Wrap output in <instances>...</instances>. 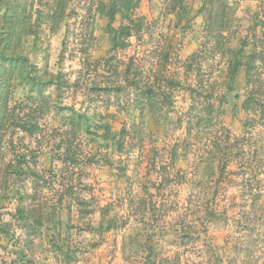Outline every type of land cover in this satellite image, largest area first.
Instances as JSON below:
<instances>
[{"label": "rangeland", "instance_id": "1", "mask_svg": "<svg viewBox=\"0 0 264 264\" xmlns=\"http://www.w3.org/2000/svg\"><path fill=\"white\" fill-rule=\"evenodd\" d=\"M9 1L13 0H0V25ZM54 1H28L33 15L32 37L17 52L29 56L44 81L62 73L69 87L59 96L54 87L44 86L41 95L30 100L37 96L36 92L31 93L26 83L17 82L11 105H17L18 112H27L41 100L49 104H43L45 114L37 115L38 134L9 130L0 152V176L16 166L14 161L21 156L27 162L22 165L21 184L11 182L13 186L7 192L0 186L2 221L17 223L13 215L17 212L18 192L34 198L26 208L38 204L44 208L45 217L53 212L55 221L60 220L56 232H52L53 227L46 230V224L43 227L40 242L47 241L50 255L38 258L35 247L34 264L48 260L68 264V251L74 256L69 264H113L108 258L112 252L122 251L125 241L132 238L136 243L141 236L147 253L142 264H188L181 257L195 255L189 245L200 252L193 264H237L241 255L250 256V250L241 246V232L251 235L255 225L264 223V112L244 110L242 72L235 83L241 93L237 106L227 102L220 107L226 67L218 42L223 41L224 47H237L239 39L247 35L251 18L257 11L264 14V8L259 9L264 4L260 0H229L233 7L230 28L217 41L204 29V17L198 11L203 0H139L136 14L144 19L145 32L141 37H132L125 50L114 52L106 33L105 12L111 0H67L65 15L70 16L60 27L58 20H45L52 15ZM66 23L69 26L65 28ZM121 23L118 16L114 25L118 28ZM257 33L264 39L260 26ZM200 78L217 84L213 102L219 110L209 122L195 125L189 135L195 118L205 115L200 105L193 107L192 96L186 90ZM126 79L139 84L141 90L135 97L130 89L120 91ZM168 80L179 81L181 87L167 89ZM109 86L112 90L102 89ZM148 89L157 95L153 110L129 114L143 102L142 94ZM133 98L134 105L130 103ZM227 99L231 101L230 96ZM61 108L88 112L94 129L102 123H109L113 133L126 129V150H106L102 144H93L94 136L76 134L65 123ZM190 118L193 125L188 122ZM173 122L182 131H171ZM237 139L242 142L236 144ZM59 145L60 152L69 147L81 159L65 180L59 176ZM198 145L204 146L202 155H198L202 151ZM215 145L223 147L222 152L217 154ZM134 151L139 153L135 163L131 156ZM210 163L214 164L212 176ZM31 170L44 179L35 182L34 177H29ZM53 181L56 184H51ZM71 186L75 196L85 200L84 206L71 203L73 198L66 195ZM61 194L64 198L59 208ZM144 199L157 206L156 213L149 210L144 215L137 202ZM13 201L14 210L4 212ZM109 221H116L117 226L105 232ZM214 221H221L222 227ZM59 239L65 241L62 253L54 247ZM210 242L215 243V249ZM216 249L224 255H217ZM147 259L150 261L145 262ZM117 264H123L122 256ZM239 264H248L247 258Z\"/></svg>", "mask_w": 264, "mask_h": 264}, {"label": "trees", "instance_id": "2", "mask_svg": "<svg viewBox=\"0 0 264 264\" xmlns=\"http://www.w3.org/2000/svg\"><path fill=\"white\" fill-rule=\"evenodd\" d=\"M28 1L29 0L9 1L7 3L9 8L4 14L0 25V152L3 150L4 143H6V132L9 130L21 131L30 136L38 134L40 131V125L37 121V115L45 114L43 113V104H49V102H42L41 100L40 102H37L35 105H33V107H29L27 112L23 109H21V113L18 112V106L15 105L16 107H14L11 105L14 103V101H12V97L15 94L14 91L16 90L17 82L26 83L31 88V93L36 92L37 96L31 97L30 100L38 98V96L41 95L42 88H44V86L54 87L55 93H57L59 96H61L62 90L64 88L69 87V83L63 80L64 76L62 73L51 76L49 81H44V75H39L38 68L32 64L29 56L22 55L21 53L17 52L22 47V45L25 44V41H28L32 37L31 29H33V15L28 10ZM176 1L177 0H174V2ZM178 1L180 3L182 2V0ZM138 4L139 0H111L108 10L106 12L104 11L107 16L106 33L108 34L112 51L118 52L125 50L130 45L129 40L132 37L138 38L144 34L146 28V25H144V19L138 17L136 14ZM260 4H264V0H260ZM102 5L103 4H101V6ZM67 6V0L54 1L53 7L51 9L52 15H50V17L47 16V19L45 18V20L50 23L58 20L56 24L60 27V24L64 22L66 16H70L65 15ZM263 8L264 6L260 7L259 9L262 11ZM198 11L200 15H203L204 17V29L207 30L209 34L217 41L223 38V33L230 28L229 15L233 13V7L229 4V0H203ZM257 12L258 13H256L255 16L251 18L252 24L247 28V35L245 38L239 39V45L237 47H224L223 41L218 42V46H220L222 50L220 54L225 60L226 67V85H224V91L220 93V95H223L222 99H219L220 107H222L227 102H232L234 106H237L235 102L241 99V93L240 91H237L235 83L242 72L244 73L245 78V88L243 93L245 99L242 103V106L244 110L254 114H258L261 109L262 112H264L263 105H260V98L255 96L257 89L253 86L254 76L259 72H264V39H260L257 33L259 26L264 32V18H262V15H260L259 11ZM118 16H120L122 19V23L118 28H116L114 23ZM39 18L41 19V17ZM125 22L127 23L125 24ZM64 26L66 28L69 26V23H66ZM34 43H36V40ZM188 64H190V61ZM191 66L192 65H188L187 68L192 69ZM198 72H201L199 67ZM48 73V71H45L46 75H48ZM216 85V83L213 84L209 80L203 81L200 78L195 86L190 85L186 88V90L189 91L192 96L193 107L200 105L203 113L205 114L203 115L204 117L195 118L196 123L194 125L192 123V118L188 120L189 124L193 125L188 130L189 135H192V131H194L192 128H196V126H199L200 123L205 124L209 122L213 114L219 110V108H217L213 102V97L216 94L215 91L218 90V86ZM165 87L167 89L181 87V83L179 81L168 80ZM102 89L104 91H108L112 90V87L109 86ZM127 89H130L135 93H138L139 90H141L139 84L136 81H130L126 79V83L124 87H120V91H125ZM161 92V95L164 96V99L167 98V100H169L168 97L165 96L164 91ZM224 94L226 95L224 96ZM156 96L157 95L154 91L148 89L146 94H142L141 99H143V102L137 104L135 109L128 111V113L135 114L139 112L144 114L145 110L150 113L153 110L154 104L157 100ZM229 96L231 97V101L227 99ZM54 107L56 108V105ZM60 113L65 117V123L73 130H76V134H84L88 137L94 136L92 137V142L95 146L102 144L106 150H112L118 153H122L126 150L125 141L128 136L126 129H122L118 133H113L109 123H102L100 126L97 125V127L94 129L93 126L95 127V125L91 122L88 112L86 111L81 113L76 112L72 108H61ZM99 131L102 133L99 134ZM241 142L242 139H237L236 144ZM10 143L11 145L13 144V142ZM8 144H6V146ZM233 144L235 143L233 142ZM215 146L218 150L217 154L220 151L222 152L223 147L221 148L219 145ZM58 148L59 155L56 156V158L61 162V167L59 170L60 174H58L60 177H63V180H65V176L75 172L74 170L78 168V164L81 162V159H78V156L72 152L71 148L69 147H66L63 152H60L62 151L61 146ZM187 148L188 147H185L186 150ZM241 155L242 153L240 154V157ZM14 162L17 165L12 166V168L9 167V169L6 170L5 175L0 176V186L3 187L2 191L4 192L10 191L11 186H13L10 184L11 182L21 184L23 181L21 174L23 172L22 165L25 162V159L23 156H21L20 159H16ZM24 164H27V162ZM213 165L214 164L211 165L210 163L208 166L209 175L211 176L214 173ZM225 167L226 165L223 164V170ZM29 177H34L35 182H39L44 179V177L32 170ZM69 180L73 181V177H71ZM51 184L54 185L56 183L53 181ZM70 189L71 190H66V195H70V197L73 198L71 199V203L77 206H84L86 203L85 200L75 196L72 186ZM147 191L148 189L146 187L145 192ZM18 195L17 212L15 215H13V217L16 219V224L14 222L2 221V213L0 210V237L11 236L13 227H16L17 230L22 234L21 239H17L16 243L19 245L21 242H23L24 247L29 248L32 255L29 256L22 249L18 253L13 254L17 255L19 264H34V249L36 247L35 242L41 240L42 231L44 230L43 227L46 224V230H52L53 227L52 232H56L58 230L60 220L58 219L55 221V214L53 212L47 214L45 217L43 215L44 208L40 207L38 204H36L37 207L26 208L28 201H35L34 198L30 195L22 196L20 192H18ZM63 198V194L59 195L58 197L57 202L59 208H61L63 205ZM1 201L2 199H0V204ZM137 202L142 205L143 208L141 209H143L144 215H147L146 213L150 211L154 214L158 210L156 205H150L151 203H148L146 199L142 201L138 200ZM180 225H182V223ZM116 226V221H109L104 231L107 232L115 229ZM60 229L61 228H59V230ZM182 229L185 230L184 228ZM62 241L65 243L64 240ZM132 241V238L129 241H125L123 243V249L126 243L135 244ZM64 243H57L54 245V247L57 248L56 250L58 253H62ZM0 248H2L4 251H7V248L4 245L0 244ZM150 252H152V250H150ZM68 257L67 263L69 264L71 261H73V252L68 251ZM17 260H13L11 264H17ZM149 261L150 260L147 259L145 262ZM4 264H8V262L4 261Z\"/></svg>", "mask_w": 264, "mask_h": 264}, {"label": "clouds", "instance_id": "3", "mask_svg": "<svg viewBox=\"0 0 264 264\" xmlns=\"http://www.w3.org/2000/svg\"><path fill=\"white\" fill-rule=\"evenodd\" d=\"M247 7H251V5H245ZM248 16H251L252 13H247ZM262 18H264V15H262ZM253 86L257 89V92L255 93V96H258L260 98V105H264V72L257 73L253 78ZM133 97H135V92L133 91ZM130 103L133 105L135 104V99L133 98ZM258 105V106H260ZM184 111H187V109H184ZM195 115V113H193ZM187 117L185 118V122H187ZM179 128V125H177L175 122H173L171 131L175 132ZM180 131H182V128H179ZM198 147L201 148V153L198 155L203 154V145H198ZM139 153L138 152H132V161L135 163L137 161ZM15 207V202L13 201L11 205L6 206L3 211H13ZM5 219H8L5 217ZM216 224L219 227H222L221 221H214L212 222ZM256 231L255 233L249 235L248 232H241V246L250 250L251 255H241L239 259L237 260V264H239V261L244 260L247 258L248 264H264V223H261L260 225H255ZM22 234L17 230L16 227H13L12 229V235L7 237H0V243H2L6 248L7 251H4L2 248H0V264H4V261H7L8 264H11L13 260H17V255H14L13 253H18L21 249L27 253L29 256L32 255L29 248L24 247V243L21 242L19 245L16 243L17 239H21ZM143 237L141 236L140 239L136 241L135 244L126 243L124 249L122 251L117 250L113 251L112 255L108 258L113 261V264H117V261L120 260L121 256L123 257V264H142L143 259L145 255L147 254L144 247L142 246ZM11 241V242H9ZM60 244H63L64 242L62 240L57 241ZM36 251L38 254V258L49 256L50 252L48 250V243L46 240H44L42 243L40 241H36ZM212 243V242H210ZM87 246V242L85 245H81L82 250ZM213 248L215 249V243H212ZM189 249L195 253V255H182V259L188 261V264H193V261H195L196 256L200 255V252L198 248L195 246L189 245ZM181 253H183V249H180ZM217 255L223 256L224 253L220 251L219 249H216ZM255 254V255H252ZM92 252L89 249L87 252V256H91ZM203 259V257H201ZM83 260V258H82ZM17 264H19V261L17 260ZM44 264H54L53 261L48 260L44 261Z\"/></svg>", "mask_w": 264, "mask_h": 264}]
</instances>
